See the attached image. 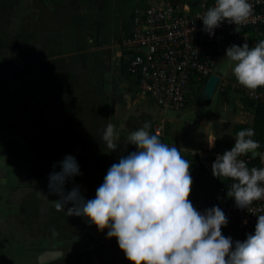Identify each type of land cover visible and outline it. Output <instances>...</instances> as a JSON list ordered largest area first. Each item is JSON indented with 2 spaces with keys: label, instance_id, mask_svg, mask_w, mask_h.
I'll use <instances>...</instances> for the list:
<instances>
[{
  "label": "crops",
  "instance_id": "crops-1",
  "mask_svg": "<svg viewBox=\"0 0 264 264\" xmlns=\"http://www.w3.org/2000/svg\"><path fill=\"white\" fill-rule=\"evenodd\" d=\"M15 1L0 0V42L8 37L0 46L8 55L0 60V264H129L107 231L67 216L71 204L56 209L60 197L49 191L48 178L71 155L81 175L65 182V192L78 187L86 200L95 198L108 169L137 151L128 135L163 119L171 129L164 132L168 143L194 167L191 202L224 196L212 169L190 154L220 138L218 125L210 132L201 128L202 118L165 117L137 92L122 58L118 40L129 32L133 12L171 0ZM181 1L194 8L201 0ZM109 123L119 135L115 151L102 143ZM222 233L235 242L254 231Z\"/></svg>",
  "mask_w": 264,
  "mask_h": 264
},
{
  "label": "clouds",
  "instance_id": "clouds-1",
  "mask_svg": "<svg viewBox=\"0 0 264 264\" xmlns=\"http://www.w3.org/2000/svg\"><path fill=\"white\" fill-rule=\"evenodd\" d=\"M252 13L249 0H214L199 19L211 37L221 23L244 25ZM225 60L227 71L250 93L264 88V40L251 48L248 43L232 45ZM150 128L145 123L128 135L126 143L137 151L108 169L93 199L86 200L78 187L65 192V182L81 175L75 158L66 156L59 163L61 171L48 178L49 191L60 197L53 202L56 209L65 211L71 204L67 216L83 217L98 231H107L129 264H264V214L245 240L225 237L222 228L228 218L223 210L213 206L201 213L193 206L191 165L175 145L163 143ZM254 136L252 128L238 131L232 149L217 155L211 166L214 177L233 181L227 196L239 209L264 199V167L249 169L241 159L257 155L260 144ZM118 141L115 126L109 123L102 143L115 151ZM207 143L211 149L215 139L208 138Z\"/></svg>",
  "mask_w": 264,
  "mask_h": 264
},
{
  "label": "built area",
  "instance_id": "built-area-1",
  "mask_svg": "<svg viewBox=\"0 0 264 264\" xmlns=\"http://www.w3.org/2000/svg\"><path fill=\"white\" fill-rule=\"evenodd\" d=\"M253 13L249 21L237 26L227 21L209 36L203 29L200 17L214 5V0H201L190 8L181 0L149 3L131 15V27L127 34L120 36L118 43L126 72L135 79L136 90L148 98L157 108L181 109L190 82H200L213 73L230 43L242 46L248 43L255 46L264 40V0H249ZM245 32L246 38L240 36ZM255 32V35H254ZM243 94L254 102L264 104V91L250 93L240 86ZM242 104L240 105V107ZM164 120L152 124V134L164 135ZM234 144L220 143L213 148L201 146L191 154L206 168H211L217 155L231 150ZM257 155L241 157L249 166L255 162L257 168L264 167V152L256 150ZM232 180L219 186L223 197H201L192 201L193 206L203 213L213 206L220 207L228 218L227 226L240 234L255 230L257 217L264 214V199L254 202L248 209H239L227 192ZM264 186V185H262Z\"/></svg>",
  "mask_w": 264,
  "mask_h": 264
},
{
  "label": "rangeland",
  "instance_id": "rangeland-1",
  "mask_svg": "<svg viewBox=\"0 0 264 264\" xmlns=\"http://www.w3.org/2000/svg\"><path fill=\"white\" fill-rule=\"evenodd\" d=\"M17 2L18 1L16 0L15 3L17 4ZM1 25L2 24L0 22V27L3 29ZM6 38L8 37H5V40L0 42V46L3 45V48H4V44L7 43ZM240 38L241 39L246 38L245 32L242 33ZM7 57H8L7 53L6 54L4 53V55L0 53V60H7ZM240 86L241 85H239V83L236 81L235 77L231 74V72H227V74L221 78L220 86L217 92V101L214 109L211 112H208L206 114H203L199 118H196L197 120L195 122L197 121L200 122L202 118L201 128L206 126L207 130L210 132L214 131L215 127H217L218 125V129H219L218 135L220 136V138H218L217 140H219L220 142L221 140L224 139V140H228V142H230L231 144L235 143L236 134L232 132L233 125L242 122L250 123L252 120L251 111L247 107H245V105H243L242 102L240 101V94L235 92V89L239 88ZM241 104L242 106L240 107ZM163 123H164V132L170 133L171 130L170 126H168L165 121ZM176 126L177 129H180L182 125L181 123H179L176 124ZM168 136L164 135V139H166V144L170 146V144L167 141L169 138ZM200 143L202 142L200 141ZM199 147L196 146L194 148H191L190 150H192L193 152L197 150ZM186 152L187 155H189L190 153L189 150L186 149Z\"/></svg>",
  "mask_w": 264,
  "mask_h": 264
},
{
  "label": "trees",
  "instance_id": "trees-1",
  "mask_svg": "<svg viewBox=\"0 0 264 264\" xmlns=\"http://www.w3.org/2000/svg\"><path fill=\"white\" fill-rule=\"evenodd\" d=\"M259 29H264V27H261ZM206 78H203L200 82H190L188 85L189 91L187 92L185 96V103L190 104L197 99H199V92L205 82ZM258 91H264V88H259L257 89ZM235 92L240 94V101L242 102L245 107H247L251 111V122H242V123H236L232 127V132L236 134L238 131L247 129V128H252L255 130V136L252 137L254 140H256L259 144L260 147L257 150L263 151L264 152V104L260 102H254L247 97L244 96L242 89L237 88L235 89ZM200 99H202L200 97ZM221 142L219 140L215 141V145H219ZM225 143H230V142H225ZM235 144V143H233ZM185 159L188 160L187 156H183ZM191 165V164H190ZM249 169L252 167H256V163L253 162L249 166ZM193 165H191V171L193 170ZM210 174H212V170H209ZM216 184L217 187L226 185L227 181L229 179H224V178H216ZM233 182V181H232Z\"/></svg>",
  "mask_w": 264,
  "mask_h": 264
},
{
  "label": "water",
  "instance_id": "water-1",
  "mask_svg": "<svg viewBox=\"0 0 264 264\" xmlns=\"http://www.w3.org/2000/svg\"><path fill=\"white\" fill-rule=\"evenodd\" d=\"M232 45L229 43L226 49L230 48ZM226 49L218 63L215 71L210 73L201 90L199 96L204 99L206 105L197 108V103L194 101L190 105L183 109H165L163 110V115L167 118L177 120L179 122H187L189 120L196 121L198 117L211 112L217 101V92L220 86V81L223 76L227 74V61L226 59ZM225 60V62H224ZM224 62V64H223Z\"/></svg>",
  "mask_w": 264,
  "mask_h": 264
},
{
  "label": "flooded vegetation",
  "instance_id": "flooded-vegetation-1",
  "mask_svg": "<svg viewBox=\"0 0 264 264\" xmlns=\"http://www.w3.org/2000/svg\"><path fill=\"white\" fill-rule=\"evenodd\" d=\"M195 102L197 103V108L206 105L204 99H200V98H199V99H197ZM190 104H191V103H190ZM190 104H186V103H185L181 109L185 108L186 106H188V105H190Z\"/></svg>",
  "mask_w": 264,
  "mask_h": 264
}]
</instances>
